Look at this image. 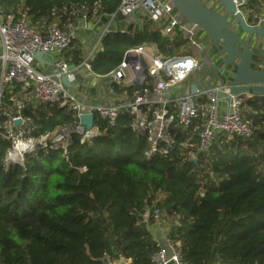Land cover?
I'll return each mask as SVG.
<instances>
[{"label": "trees", "instance_id": "1", "mask_svg": "<svg viewBox=\"0 0 264 264\" xmlns=\"http://www.w3.org/2000/svg\"><path fill=\"white\" fill-rule=\"evenodd\" d=\"M121 1L0 0V17L19 16L26 8L30 25L45 34L55 9L98 6L107 23ZM243 9L257 23L264 0H248ZM153 26L147 21L142 29L107 32L91 60L92 70L111 72L129 48L145 43L155 44L164 57L191 52L182 32L171 38ZM84 53L76 39L62 55L77 65ZM244 103L251 106L243 115L253 135L220 133L197 160L190 151H197L199 119L176 132L170 154L148 158L146 135L122 111L113 126L96 115L102 132L88 141L73 134L67 151L38 149L28 155L25 167L7 168L3 158L11 144L2 136L6 118L1 115L0 264H109L122 259L156 264L152 255L159 240L151 227L158 214L168 235L180 241L186 264H264V99ZM24 113L31 118L27 128L34 137L76 119L70 105L37 101H29Z\"/></svg>", "mask_w": 264, "mask_h": 264}, {"label": "built area", "instance_id": "2", "mask_svg": "<svg viewBox=\"0 0 264 264\" xmlns=\"http://www.w3.org/2000/svg\"><path fill=\"white\" fill-rule=\"evenodd\" d=\"M232 1L236 10L243 13V6L248 0ZM176 10L172 0H122L118 10L108 15V24L102 26L86 59L77 65H71L62 55L78 37L79 27L75 26L70 16H81L84 27H87V21L100 25L103 20L102 15L98 14V6L89 10L86 5L71 4L55 9L56 17L48 24L45 34L30 25L26 8L22 9L19 16L11 14L0 17V116L6 118L2 136L11 144L3 158L4 165L7 168L13 165L25 167L28 155L38 149L47 151L60 148L67 151L73 134H79L81 142H85L102 132L95 124L96 115L113 126L122 111L132 116V127L146 135L148 158L170 154L177 145L176 132L186 131L198 119L201 122L198 125L197 151H190L194 160L198 159L199 153L210 151L220 133L251 137L253 126L242 115L244 96L242 93L232 94L229 84L195 85L186 92H174L200 68V61L193 55L164 57L150 53L143 44L129 48L122 62L111 72L98 74L92 70L91 60L103 36L111 31L110 24L118 17V13L130 17L141 11L150 20L166 19V34H174L176 28H180L193 37L199 25L180 17ZM38 51L46 53L44 64L35 59ZM50 65L54 66V70H42ZM86 74L93 75V80L103 84L101 90L106 94L104 96L115 94L125 87L139 85L140 88L132 93L123 90L121 96L114 95L100 103L84 101L79 94L86 95L93 81L85 84L82 91L73 92L64 84L63 76H68L70 83L80 88L79 77ZM16 86L18 91L15 90ZM227 97L230 100L227 101L226 109H223L222 101L227 100ZM29 101L70 105L76 119L73 123L34 137L27 128L31 118L24 113ZM89 113L95 116L91 128L83 125L81 120L84 114ZM14 139L32 141L35 148L25 152L16 161L8 160L7 153L12 149ZM80 169L85 171L87 167L83 165ZM156 220L160 225L159 214ZM152 259L156 264H186L180 241L170 237L165 230L164 238L159 241ZM122 262L110 260L109 264Z\"/></svg>", "mask_w": 264, "mask_h": 264}, {"label": "water", "instance_id": "3", "mask_svg": "<svg viewBox=\"0 0 264 264\" xmlns=\"http://www.w3.org/2000/svg\"><path fill=\"white\" fill-rule=\"evenodd\" d=\"M210 1L218 2L222 9L210 8L202 0H172L180 17L202 27L211 38L212 45L225 56V64L235 66V72L231 74V93L251 92L264 95V48L252 45L256 36L264 37V27L248 23L244 14L236 10L232 0ZM118 17L122 18L123 15L118 13ZM45 55L44 51H38L35 59L44 64ZM218 72L216 69L215 76ZM222 77L226 83L227 74ZM63 82L66 86L73 87L66 75L63 76ZM226 99L230 100L229 97ZM94 117L91 113L84 114L81 117L82 124L91 128Z\"/></svg>", "mask_w": 264, "mask_h": 264}, {"label": "crops", "instance_id": "4", "mask_svg": "<svg viewBox=\"0 0 264 264\" xmlns=\"http://www.w3.org/2000/svg\"><path fill=\"white\" fill-rule=\"evenodd\" d=\"M207 6L210 8L218 10V7H221L218 5V2H214V6L212 5L213 1L210 0H202ZM222 8V7H221ZM177 13V10H176ZM178 14V13H177ZM243 14L245 19L250 22L248 19V14L244 11L243 9ZM117 19V20H116ZM113 22L110 24L111 30L115 31H128L129 28H131L133 31L135 29H142L144 25L146 24L147 21H153L154 23V28H159L162 30L164 34L165 30V24H166V19L160 20V21H154L147 19L144 17L143 13L141 11L136 12V15L133 14L127 19L122 17L119 18L117 17ZM72 21L74 22L75 26H78V37L77 41L81 42L84 49V60L86 59L89 51L91 50L92 45L94 42L97 40V36L101 29L103 28L105 24H108L106 22H101L100 25H96L94 22L87 21V27H84V21L81 16H77L74 19L72 18ZM251 25H256L259 27H264V10L259 16V20L257 23L255 22H250ZM180 31L182 34L189 39V48L191 49V52L189 53L190 55H193L195 58H197L200 61V68L196 70V72L190 76V80L186 83L187 79L183 85L179 88H175L174 92L177 94L181 92H186L188 91L192 86L195 85H209L212 83H225L223 81V77L225 74H227L228 81L225 84H231L232 80V75L235 72V66H228L225 64V56L221 55L213 45H212V40L211 38L206 34V32L202 29V27H198L196 31L194 32L193 37L186 32L181 30L180 28H176L174 34H171V38H174L176 33ZM254 46H261L264 48V37L263 36H256V39L252 41ZM147 47V50L152 53V54H160L158 51L157 47L155 44H144ZM88 46V47H87ZM221 47V46H220ZM88 49V50H86ZM161 55V54H160ZM163 56V55H162ZM209 58L208 64L205 63V57ZM64 57V56H63ZM47 59L49 60L50 57L47 56ZM69 62V61H68ZM70 63V62H69ZM73 65V64H71ZM206 66V67H203ZM216 69H218V74L215 76ZM43 71H52L54 70V66L50 65L49 67L43 68ZM232 74V75H231ZM93 75H87L84 77H79V82H80V88H77L75 85L73 87H70L71 91L73 92H79L82 91L85 87V84L87 85L88 83L93 81V86L89 88L87 91V94L82 96L81 94L80 97L84 101H92L96 103L104 102L105 100H108L109 98H112L114 95L121 96L123 90H117V93L115 94H109L108 96H104L106 94H103L104 92L101 90L102 85L101 82L98 80H93ZM111 91L109 90V93ZM244 96V102L246 99H264V95H257L254 93H242ZM244 106L242 107V115L244 112H249L251 110V106L244 103ZM222 107L223 109H226L227 107V100L222 101ZM244 117V115H243ZM152 232L154 233V236L156 239L159 241H162L164 238V228L162 225L154 224L152 227ZM124 262L125 264H130L131 260L130 259H122L121 262ZM174 264V263H170Z\"/></svg>", "mask_w": 264, "mask_h": 264}, {"label": "clouds", "instance_id": "5", "mask_svg": "<svg viewBox=\"0 0 264 264\" xmlns=\"http://www.w3.org/2000/svg\"><path fill=\"white\" fill-rule=\"evenodd\" d=\"M34 148L35 144L32 141L14 139L12 149L7 153V159L16 161L17 159L22 158L25 152L33 151Z\"/></svg>", "mask_w": 264, "mask_h": 264}, {"label": "rangeland", "instance_id": "6", "mask_svg": "<svg viewBox=\"0 0 264 264\" xmlns=\"http://www.w3.org/2000/svg\"><path fill=\"white\" fill-rule=\"evenodd\" d=\"M214 4H215V3L213 2L212 5L214 6ZM221 9H222L221 7H218V10H221ZM87 47H88V46H87ZM86 50H88V49H86ZM0 52H1V46H0ZM208 62H209V58L206 56V57H205V63L208 64ZM203 67H206V66L203 65ZM189 80H190V78L186 81V83H187Z\"/></svg>", "mask_w": 264, "mask_h": 264}]
</instances>
